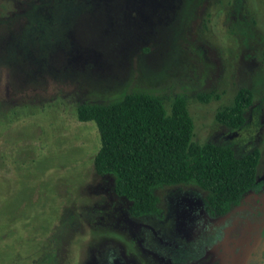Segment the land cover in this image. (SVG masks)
<instances>
[{
  "label": "rangeland",
  "instance_id": "1",
  "mask_svg": "<svg viewBox=\"0 0 264 264\" xmlns=\"http://www.w3.org/2000/svg\"><path fill=\"white\" fill-rule=\"evenodd\" d=\"M33 1L0 0V264H234L248 219L202 236L211 215L193 183L156 188L158 212L131 215L95 172L97 127L76 107L140 91L169 113L183 95L194 141L260 150L241 203L263 202L264 0ZM240 87L253 101L229 128L214 114Z\"/></svg>",
  "mask_w": 264,
  "mask_h": 264
},
{
  "label": "trees",
  "instance_id": "2",
  "mask_svg": "<svg viewBox=\"0 0 264 264\" xmlns=\"http://www.w3.org/2000/svg\"><path fill=\"white\" fill-rule=\"evenodd\" d=\"M50 2L33 1L29 10H44ZM252 101L251 91L240 87L232 103L217 109L214 118L238 128ZM76 115L81 121L95 123L100 144L93 156L94 170L115 177L113 190L129 200L133 216L158 212L156 188L193 183L207 192L211 217L206 216L208 229L203 236L214 227L212 221L226 215L255 184L260 150L252 147L237 155L223 143L194 141L193 121L181 94L173 97L169 113L161 96L134 91L109 103H80Z\"/></svg>",
  "mask_w": 264,
  "mask_h": 264
},
{
  "label": "flooded vegetation",
  "instance_id": "3",
  "mask_svg": "<svg viewBox=\"0 0 264 264\" xmlns=\"http://www.w3.org/2000/svg\"><path fill=\"white\" fill-rule=\"evenodd\" d=\"M262 61H264V48L262 52ZM256 182L257 177L255 183ZM253 189L252 187L243 196L242 200L247 194L251 193ZM242 200L231 208L226 215L218 218L217 227H223L226 218L235 211L238 212V219H248L250 222V229L247 233V237L235 243L234 247H236L237 250L236 252L234 250V252L237 254L232 252V256L235 257L234 264H264V188L262 189L263 202L253 205L243 204L241 203ZM210 228V230L214 229V227Z\"/></svg>",
  "mask_w": 264,
  "mask_h": 264
}]
</instances>
